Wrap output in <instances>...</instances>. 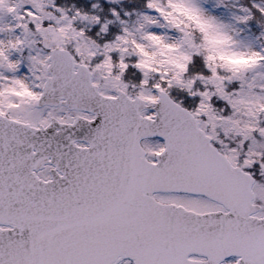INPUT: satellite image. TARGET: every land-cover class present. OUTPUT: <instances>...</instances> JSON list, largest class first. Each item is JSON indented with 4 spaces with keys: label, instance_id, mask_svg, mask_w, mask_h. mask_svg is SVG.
I'll use <instances>...</instances> for the list:
<instances>
[{
    "label": "snow or ice",
    "instance_id": "1",
    "mask_svg": "<svg viewBox=\"0 0 264 264\" xmlns=\"http://www.w3.org/2000/svg\"><path fill=\"white\" fill-rule=\"evenodd\" d=\"M0 264H264V0H0Z\"/></svg>",
    "mask_w": 264,
    "mask_h": 264
}]
</instances>
